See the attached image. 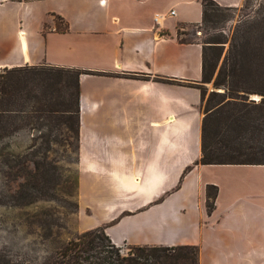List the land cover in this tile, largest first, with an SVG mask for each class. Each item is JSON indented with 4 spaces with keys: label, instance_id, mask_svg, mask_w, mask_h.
<instances>
[{
    "label": "crops",
    "instance_id": "0c3cea01",
    "mask_svg": "<svg viewBox=\"0 0 264 264\" xmlns=\"http://www.w3.org/2000/svg\"><path fill=\"white\" fill-rule=\"evenodd\" d=\"M202 21V0H0V71L84 72L82 232L104 228L117 247H197L198 264H264V165H196L204 46L181 37Z\"/></svg>",
    "mask_w": 264,
    "mask_h": 264
},
{
    "label": "rangeland",
    "instance_id": "374dc122",
    "mask_svg": "<svg viewBox=\"0 0 264 264\" xmlns=\"http://www.w3.org/2000/svg\"><path fill=\"white\" fill-rule=\"evenodd\" d=\"M181 38L204 46L207 74L212 77L211 82L202 83L201 109L205 117L207 110L219 107L214 101L210 104L211 93H229L227 87L216 88L214 83L219 73L230 67L234 57L239 63L243 60L242 65L249 60L255 72L258 68L264 69V0H244L240 7L229 9L210 5L206 22L198 28H189ZM247 82L251 93L239 92L240 103L236 108H226L225 113L250 110L261 130L245 133L238 127L231 128L229 134L219 135L218 139L243 143L248 149L242 158L264 161V106H256L261 104L263 96L254 93L261 90L264 81L248 78ZM72 90L75 93L74 86ZM4 116L10 120L9 115ZM41 122L43 126L37 130L30 126L14 132L8 127L0 140V152L3 148L0 153V264H46L83 233L78 217L77 142L72 138L68 145L65 132L59 143L48 142L49 118ZM217 125L218 120L211 123L212 133ZM118 248L121 257L138 256L135 247ZM167 254L176 258L177 264H196L194 250L171 249ZM145 255L152 252L145 251ZM184 255L188 256L187 261L181 259ZM148 264L159 263L149 256Z\"/></svg>",
    "mask_w": 264,
    "mask_h": 264
},
{
    "label": "trees",
    "instance_id": "16d2710c",
    "mask_svg": "<svg viewBox=\"0 0 264 264\" xmlns=\"http://www.w3.org/2000/svg\"><path fill=\"white\" fill-rule=\"evenodd\" d=\"M210 5L223 8L213 0H202V24L206 22ZM231 63L228 69H224L219 73L214 83L216 88L227 87L229 93L226 91L222 93L212 92L210 95V104L214 101L219 107L207 110L203 118L202 151L196 165H264V161H250L242 158L247 155L246 149L248 148L244 146L245 144H234V139L228 142L218 139L219 135L229 134L231 128L238 127L244 130L245 133H251V130L256 131L262 128L250 110L245 113L242 109H239L238 113H225V110L230 107L236 108L237 104L240 103L239 92L251 93L252 90L247 82L248 78L251 80L261 78L264 81V69L258 68L255 72L253 66L249 65V60L246 61L245 65H242L243 60L239 63L235 57ZM244 68L246 69L245 72H243ZM83 73L79 70L49 66H24L2 70L0 72V140L8 132V127L11 130L13 129L14 132L30 126H32V130H37L39 126V128L43 126L41 120L43 121L44 118L48 117L49 134L46 135L47 141L59 143L61 135L65 132L68 145L70 140L75 138L78 147L79 77ZM211 80L212 77L207 74L203 51L202 83H209ZM72 86H74L75 93ZM197 87L201 90L203 102L204 91L202 85ZM254 93L263 96L261 104L256 105L257 108H263L264 84H262L261 90ZM4 115H9L10 120H5ZM215 120H218V127L212 133L211 123ZM2 151L3 148L0 153ZM217 193L218 188L216 186L207 187L206 206L209 214L215 208ZM135 249L139 251L136 258L121 257L119 248L111 242L105 233V229L97 228L83 232L68 242L54 256L50 257L46 264H148L149 256L156 259L159 264H177L176 258H172L167 254V251L171 249L179 251L194 250L197 252L196 264H198L197 247H135ZM145 251H151L152 255H145ZM181 259L187 261L189 258L184 255ZM185 264H188V262Z\"/></svg>",
    "mask_w": 264,
    "mask_h": 264
},
{
    "label": "built area",
    "instance_id": "2783aa9c",
    "mask_svg": "<svg viewBox=\"0 0 264 264\" xmlns=\"http://www.w3.org/2000/svg\"><path fill=\"white\" fill-rule=\"evenodd\" d=\"M174 15H175V12L172 10V11L169 13V16H174ZM160 18H161L160 14H156V16H155V21L157 22Z\"/></svg>",
    "mask_w": 264,
    "mask_h": 264
}]
</instances>
